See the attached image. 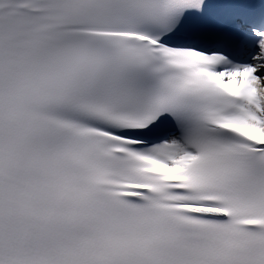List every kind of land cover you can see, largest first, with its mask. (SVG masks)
Masks as SVG:
<instances>
[{"label":"snow or ice","instance_id":"obj_1","mask_svg":"<svg viewBox=\"0 0 264 264\" xmlns=\"http://www.w3.org/2000/svg\"><path fill=\"white\" fill-rule=\"evenodd\" d=\"M0 264H264V0H0Z\"/></svg>","mask_w":264,"mask_h":264}]
</instances>
